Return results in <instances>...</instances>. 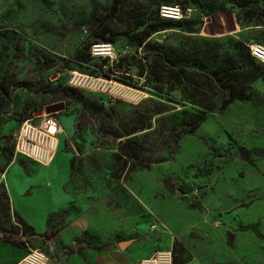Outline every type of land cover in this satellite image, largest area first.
<instances>
[{
    "label": "rangeland",
    "instance_id": "1",
    "mask_svg": "<svg viewBox=\"0 0 264 264\" xmlns=\"http://www.w3.org/2000/svg\"><path fill=\"white\" fill-rule=\"evenodd\" d=\"M93 1L101 12L113 4L0 0V85L7 90L0 92V176L9 156H16L23 190L33 174L42 180L51 171L54 161L43 166L15 154V139L25 121L40 127L52 114L69 130L66 138L55 136L70 164L69 180L61 186L63 174L57 188L70 192L67 210H82L96 222V233L114 243L131 239L137 224L150 220L147 208L166 226L152 233L172 259L187 263L199 248L192 242L205 248L210 237L215 257H229L210 264H235L241 256L247 264H264V241L237 230L257 223L264 233V159L253 156L264 150V106L234 101L222 109L224 93L202 74H193L185 87L168 75L156 80L141 50L120 36L153 18L160 6L178 5L186 16L180 27L153 34L154 44L204 60L229 56L239 72L254 73L236 44L264 46V27L247 20L237 0H124L108 19L119 35L113 54L99 58L91 52L95 35L85 27ZM82 77L101 82L91 86ZM250 79L241 76L236 84L264 97V67ZM57 105L62 108L49 110ZM201 116L196 131L186 132L182 125ZM6 188L2 180L0 234L17 244L21 232L23 256L28 248L46 251L31 243V230L8 220Z\"/></svg>",
    "mask_w": 264,
    "mask_h": 264
},
{
    "label": "crops",
    "instance_id": "2",
    "mask_svg": "<svg viewBox=\"0 0 264 264\" xmlns=\"http://www.w3.org/2000/svg\"><path fill=\"white\" fill-rule=\"evenodd\" d=\"M62 129L63 132L60 134L66 138L67 129L63 127ZM60 150L62 146L58 147L52 159L54 162L51 171L48 169V174L42 180L40 174H33L28 183L25 182V185L30 187L25 190L21 188L23 179L19 167L15 164L16 156L8 157L11 160L0 176V182L4 180L7 186L4 198L7 203L5 211L8 220L17 227L23 225L31 230V243L36 247L45 248L52 264H138L141 258L158 250L161 241L149 231L157 218L147 208L145 209L150 215V220H141L137 224V235L131 239L121 240L130 241L123 247L120 245L121 241L114 243L96 233V222L87 220L85 215L80 213L82 210L74 213L67 210L69 205L67 201L71 202L73 199L70 192L65 194L61 186L70 178V164L69 157ZM73 156L78 158L83 155L75 153ZM2 159L3 156L0 155V160ZM57 164L60 167L55 166ZM63 174L66 177L60 188H57ZM157 222L158 226L166 230V226L159 219ZM158 231L159 227L155 232ZM11 238L0 234V264H12L23 256L26 245L21 232L16 240L19 243L15 244ZM259 242L262 244L260 249L264 250V242ZM194 243L199 248L195 249V253L192 252L186 264H210L213 261L223 263L229 259L223 255L215 257L210 237H206L205 248L199 246L202 244L201 241H193L192 244ZM239 259L240 262L235 264H247L243 261L244 257H238V261Z\"/></svg>",
    "mask_w": 264,
    "mask_h": 264
},
{
    "label": "trees",
    "instance_id": "3",
    "mask_svg": "<svg viewBox=\"0 0 264 264\" xmlns=\"http://www.w3.org/2000/svg\"><path fill=\"white\" fill-rule=\"evenodd\" d=\"M123 1L124 0H113L112 6H110L106 12H101L97 3L94 1L92 2V11L89 19L85 23V27L87 32L95 35L94 43H115V38L117 36L119 37V35H116L109 28L108 19L110 18L109 15L118 12V8ZM237 1V6L242 10L247 20L255 19L264 27V0ZM169 2L172 3V1ZM181 23V20L175 21L161 18L158 9V12L156 11L153 18L147 21H141L133 31H124L120 33V36H122L129 48H134L135 52L139 49L141 50L142 59L148 65L150 72L156 75V80H160L168 75L185 87L186 85H190V79L193 74H202L210 79L219 91L224 93L225 97L221 102L222 109H226L234 101L251 102L255 105L264 106V97L253 92H247L244 88L236 84L241 76L251 78L249 81H254L259 78L260 73L263 71L264 64L259 63L250 55L248 46L245 47L243 44L237 43L236 49L241 57L246 56L249 59V64L255 71L254 73L252 71H245L246 73L239 72L235 60L229 56L219 58L213 56L207 58L209 60H204L197 56L167 50L151 41L150 37L153 34L179 28ZM103 61L106 62V59ZM159 70H162V73ZM141 75H143V73H141ZM106 77L108 78L109 76ZM0 92L4 94L7 93L6 88L2 84L0 85ZM202 121L203 117L201 116L197 120L186 122L182 126L185 125L186 132L192 134ZM241 152L246 161L253 162V157H250L249 152L244 149H242ZM253 154L256 159H264V150H255ZM237 230L241 232H251L257 239L264 241V233L259 231L257 223L241 225ZM185 263L186 259L184 257H176V255H174L173 264Z\"/></svg>",
    "mask_w": 264,
    "mask_h": 264
},
{
    "label": "built area",
    "instance_id": "4",
    "mask_svg": "<svg viewBox=\"0 0 264 264\" xmlns=\"http://www.w3.org/2000/svg\"><path fill=\"white\" fill-rule=\"evenodd\" d=\"M159 16L165 19L180 21L184 19L185 12L178 5H162L159 8ZM250 55L259 63L264 64V46L257 43L248 45ZM93 56L108 58L113 54L111 43H95L92 45ZM83 82L91 86H97L101 82L98 79L84 78ZM40 127L25 121L15 139V154L32 160L40 165H48L58 150L57 133H62L63 129L58 119L52 114L45 115ZM155 218V217H154ZM218 224V223H216ZM158 229V222L155 219L150 226V231ZM12 264H52L49 254L41 248H28L27 252L19 260ZM138 264H173L171 249H158L151 255L141 258Z\"/></svg>",
    "mask_w": 264,
    "mask_h": 264
},
{
    "label": "water",
    "instance_id": "5",
    "mask_svg": "<svg viewBox=\"0 0 264 264\" xmlns=\"http://www.w3.org/2000/svg\"><path fill=\"white\" fill-rule=\"evenodd\" d=\"M49 110H54V109L53 108H50ZM129 243H130V241H121L120 242V245L123 247V246H125V245H127Z\"/></svg>",
    "mask_w": 264,
    "mask_h": 264
},
{
    "label": "flooded vegetation",
    "instance_id": "6",
    "mask_svg": "<svg viewBox=\"0 0 264 264\" xmlns=\"http://www.w3.org/2000/svg\"><path fill=\"white\" fill-rule=\"evenodd\" d=\"M55 108H62V105L54 106L53 109H55Z\"/></svg>",
    "mask_w": 264,
    "mask_h": 264
}]
</instances>
